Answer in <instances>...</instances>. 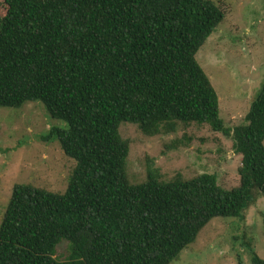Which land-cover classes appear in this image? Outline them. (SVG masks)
Returning a JSON list of instances; mask_svg holds the SVG:
<instances>
[{"label": "trees", "instance_id": "16d2710c", "mask_svg": "<svg viewBox=\"0 0 264 264\" xmlns=\"http://www.w3.org/2000/svg\"><path fill=\"white\" fill-rule=\"evenodd\" d=\"M0 106L41 101L66 123L74 166L62 193L14 184L0 219V264H170L213 217L244 218L264 196V83L241 124L226 127L196 53L224 17L214 0H2ZM131 122L146 135L175 122L230 134L239 184L215 174L129 183ZM68 241L64 260L56 246ZM251 264H264L245 242ZM241 264V263H239Z\"/></svg>", "mask_w": 264, "mask_h": 264}, {"label": "rangeland", "instance_id": "374dc122", "mask_svg": "<svg viewBox=\"0 0 264 264\" xmlns=\"http://www.w3.org/2000/svg\"><path fill=\"white\" fill-rule=\"evenodd\" d=\"M224 17L198 49L195 57L218 96L219 117L226 127L241 124L264 83V0H214ZM6 5L0 0V18ZM66 123L51 117L39 100L18 107L0 106V219L14 184H32L62 193L74 166L58 140L42 137ZM119 134L128 141L125 172L129 183L146 180L156 168L160 180L179 174L190 179L215 174L230 188L239 184L241 155L230 134L207 124L175 122L146 135L131 122H121ZM249 242L264 259V196H257L240 220L233 216L211 218L170 264H251ZM68 241L56 246L55 257L64 260Z\"/></svg>", "mask_w": 264, "mask_h": 264}]
</instances>
